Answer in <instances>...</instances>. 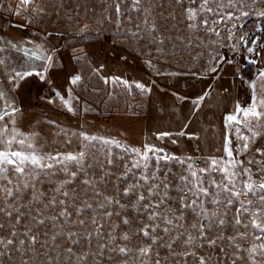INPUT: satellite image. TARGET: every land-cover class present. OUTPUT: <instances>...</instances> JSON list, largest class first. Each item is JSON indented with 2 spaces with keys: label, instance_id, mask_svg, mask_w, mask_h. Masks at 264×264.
Here are the masks:
<instances>
[{
  "label": "rangeland",
  "instance_id": "obj_1",
  "mask_svg": "<svg viewBox=\"0 0 264 264\" xmlns=\"http://www.w3.org/2000/svg\"><path fill=\"white\" fill-rule=\"evenodd\" d=\"M111 2L31 0L25 5L21 0H0V151L9 150L7 142L12 140V151H34L42 156L84 154L79 165L68 164V172L78 173L75 178L62 172L59 164L52 170H36L38 181L19 177L9 166L8 178L0 179V186L15 191L29 182L35 188L15 199L0 191V208L12 211L11 217L0 213V239L14 241L6 249L0 245V252H5L0 264H156L157 260L160 264H200L199 257H204L206 264H232L233 260L253 264L247 249L264 243V239L255 240L259 231L244 226L251 217L245 213L240 216V225H227L233 223L240 202L252 211L259 203L258 191H245L248 175L243 168L251 170L253 181H264V172L259 170L264 163H257L264 162V154L257 151L264 150V116L243 115L254 102L257 111L264 113V105L259 103L264 100V15H259L264 13V0H208L203 8L204 0H141L137 11L131 10L132 0H119L127 26L119 30L112 24L116 11ZM107 9L111 10V20L105 24L110 40H105L95 25ZM189 9L195 10V19H189ZM259 19L263 27L257 31ZM248 63L252 68L244 73ZM18 72L31 75L21 78ZM75 77L79 80L73 83ZM138 83L148 90L137 88ZM192 98H197L196 103ZM200 98L201 108L197 107ZM196 108L201 118L194 121ZM174 111L180 114L176 122ZM230 115L237 116L239 123L228 121ZM253 133H257L254 138ZM238 135L252 138L248 151H239L244 141ZM20 140L25 143L19 144ZM149 147L158 151H148ZM229 147L233 157L243 161L235 169L239 173L235 184L228 185L241 193L238 200L231 197L232 205L226 204L228 193L223 191V184L228 183L225 174L211 169V160L229 159ZM157 156L173 159L157 160ZM205 168L209 171L200 172ZM26 171L31 172V168ZM181 177L188 179L182 181ZM67 180L72 183L61 189L69 193L64 197L55 189ZM84 180L92 183L85 185ZM133 185H139L135 191L147 197L143 203H159L167 192L168 198L154 210L172 219L173 224L167 225L158 217L156 223L170 232L157 229L154 235L162 236L165 243L169 237H179L172 250L158 241L148 257L139 254L138 249L152 241L136 234V229L150 222L143 208H132L136 196L124 195ZM154 185H159L153 189L157 195L149 197L147 189ZM193 186L208 189L210 196L203 198L208 215L215 213L213 219L226 221L223 228L213 225V232L216 236H235L239 248L229 247L227 240H217L215 247H200L201 240L182 243L188 234L198 236L191 225L203 220L181 207V197H185L184 203L196 199L194 207L200 212L201 200L191 194L185 196L187 188ZM32 194L40 199L33 201ZM73 196L78 198L73 200ZM106 198L126 207L112 203L100 208ZM213 198L220 203H211ZM51 199L64 200L69 212H73V204H90L92 208L51 221L48 217L60 210L44 208ZM248 200L252 205H247ZM16 208L22 214L19 217ZM106 212L113 215L109 217ZM34 216L44 219L45 225L36 224ZM123 218L131 222L129 226L122 223ZM79 219L85 224L74 223ZM97 231L102 235L97 236ZM69 233H76L72 239H79L78 245L71 243ZM124 233L130 241L122 239ZM33 235L37 237L35 244L29 240ZM54 235L55 241L51 239ZM208 236L215 238L212 232ZM69 247L72 253L66 251ZM119 247L130 251L127 255L112 251ZM252 256L255 264H264L259 252Z\"/></svg>",
  "mask_w": 264,
  "mask_h": 264
},
{
  "label": "snow or ice",
  "instance_id": "obj_2",
  "mask_svg": "<svg viewBox=\"0 0 264 264\" xmlns=\"http://www.w3.org/2000/svg\"><path fill=\"white\" fill-rule=\"evenodd\" d=\"M21 2L25 5L29 4L31 2V0H21ZM141 0H132V11H137V6L140 5ZM208 4V0H204V4L202 5V8L205 7ZM116 11L119 14L120 12V7L119 4L116 5ZM207 11H212L211 8H208ZM248 13H242V15H247ZM195 10L193 9H189L188 10V16L189 19H195ZM259 15H264V13H259ZM231 18V17H229ZM147 23V22H146ZM215 23V21H214ZM204 24L207 25L208 21H204ZM154 27V25H153ZM211 31H214V29H209ZM2 51V50H0ZM249 51H251V49H249ZM50 59V57L48 58ZM212 71H215V69H212ZM27 75H31V73H24L23 76H27ZM17 76H20L21 78H23V76L21 75V73H17ZM118 79V78H117ZM77 80H79V77H75L73 80V83H75ZM125 84H127V81H124ZM136 87L139 88L142 91H147L148 89L145 88V86L143 84H136ZM2 95V94H0ZM259 103L261 105H264V100L259 101ZM243 115L245 117H253V118H257L259 119L260 117L264 116V113H261L259 111H257V104L254 102L251 107L246 108L243 110ZM0 119H2V117H0ZM228 121H236L237 123H239V120L237 119V116L235 115H230L227 117ZM162 135H167V133H164ZM257 135V133H253L252 134V138H254ZM238 139H242L244 141L242 147L239 149V151L241 152H246L249 150V141L250 138L249 136H239L237 137ZM92 139H95V137H93ZM107 143V141H105ZM8 146H9V150L6 151H0V179H7V174L9 172V166H11V171L15 174H17L19 177H24V176H29L32 179L35 180H39V174L37 173L36 170H40V171H44V170H52L55 168L56 164L62 165L61 171L64 172L65 174L75 178L77 176V172H68V164L71 162H74L75 164L79 165L81 163V161L84 158V154L81 152L77 155H73V154H67V155H63L61 156L60 154H57V156H42L37 154L36 152H24V151H12L11 149V144L13 143L12 140H9L8 142ZM25 143V141L20 140L19 144L23 145ZM229 144L231 143V141L228 142ZM133 151H137L139 152L138 149H134ZM148 151H158L156 149H153L151 147L148 148ZM258 152H261L262 154H264V150L262 149H257ZM227 156L229 157V159L227 161H217L215 159L211 160V169L215 170V171H219L225 174V179L228 181V183L223 184V191H225L226 193H228V196L226 197V204L227 205H232L233 204V200L231 199L232 196H235L238 200L239 196H240V192L238 191H233L232 188H230L228 185L229 184H235V177L239 174L235 171L236 167L238 165H242L243 161H237L234 157H233V151L232 149L229 147L227 148ZM145 160L148 159L147 153L144 154L143 157ZM157 160L160 159H164V160H169V159H173V157H169V156H164V157H160L157 156L156 157ZM47 161H53L54 163H47ZM257 163H264V162H257ZM134 166H139L134 165ZM30 167L31 168V172L26 171V168ZM145 168H147V164H145ZM261 172H264V167L259 169ZM209 171L208 168L205 169H201L200 172H207ZM243 172L245 174L248 175V181L245 182V191L248 193H256L257 191L260 193V195L258 196V205L256 206V210L252 211L249 209V207H247L245 205L244 202H240L239 207L236 208V213H235V217L233 220L232 224L227 225L228 227H234V226H238L242 223L240 216H242L243 214L247 213L251 219L249 220L248 224H245L244 226L247 228L249 226H251L253 229H256L259 231L260 235H255L254 239L255 240H261L264 239V219H260L261 216H264V181L261 182H256L252 180V175H251V170L248 168H243ZM55 174V173H52ZM191 175L196 177L197 173L195 171L191 172ZM143 180H148L147 176H142L141 177ZM182 181H187V177H181L180 178ZM9 184H11V180L8 181ZM72 181L71 180H67L64 181L63 184H61V187L55 189L56 192L61 193V195H63L64 197H68L69 193L68 191H61V189L64 187V185L67 184H71ZM83 184L85 185H90L92 182L90 180H84L82 181ZM212 183L215 185L216 188H221V184H216L215 181H212ZM139 185H133L131 187H129L128 189H126L124 191V195L129 196L131 198V196L135 195L136 196V203H134L132 205V208L136 211H139V209L143 208L145 210V212L147 213V220L150 222L148 224H144L142 227L136 229V234L138 235H142L143 237L149 238L152 243L149 244L148 246L145 247H141L138 249L139 254L141 256L144 257H148L152 251V245L157 244V242L159 241L165 248L172 250L173 244L179 240V237H169L168 242H164V238L162 236L159 235H154V233H156L157 229H160L163 233L168 234L170 232V229L168 227H163L161 228L160 224H157V218H162L164 220V222L167 225H172L173 224V220L167 218V216H162L161 212L159 211H155L154 209H158L160 208L161 204H163L165 202V198L167 197V192H165L164 197L160 198L159 203H143L144 201H146L147 197L144 195L143 192H136L135 189L138 188ZM159 185H154L153 187H149L147 189L148 195L149 197L152 196H156L157 193L153 190L154 188H158ZM165 188H168L169 185H164ZM34 189L35 188V184L29 183V182H25L23 184V187H17L15 189V191H13L12 188L8 187L7 185H2L0 186V191L3 192L4 195H6L7 197L10 198H17L18 196L24 194L28 189ZM195 188V190H194ZM188 194H191L193 196H195L197 199L201 200V204H200V212H196L195 209V205L197 204V200L194 199L191 201V203H184V199L185 197H181V207L183 209H190L193 214L201 216L203 218V220H207L208 224L206 225L203 220L198 223V224H192L191 227L193 229H195L198 232V236H192L191 234H188L186 240L182 241V243L184 244H193L195 243L197 240H201L203 241L200 244V247H203L205 244H207L208 246L211 247H215L217 246V240H227L229 241V247H232L233 245H235V247L239 248V245L235 244V240L236 237L235 236H229V237H225L223 235L220 236H216V233L213 232V225H216L217 227H221L223 228L224 226H226V221L224 219H219V220H215L213 219V217L216 215L215 213L212 214V216L208 215L207 209H205L203 207V198L204 197H209L210 193L208 191L207 188L204 187H188L187 191L185 193V196H187ZM97 195H99V193H97ZM78 197L73 196L72 199L76 200ZM40 197L36 194H32V200L36 201L39 200ZM170 199V198H169ZM112 203H116L119 207L124 208L126 207L125 205H120L119 201H113L111 198H106V202L104 204H100L99 207L100 208H106L107 205H110ZM211 203L213 204H219L220 201L218 199H211ZM253 201L252 200H248L247 201V205H252ZM58 207L60 210L57 212L56 215L48 217L49 220L51 221H58L60 218H64V219H68L70 216L73 215V212L80 214L83 213L86 209H91L92 205L90 204H85L84 207H76L75 204H73V212H69L67 207L65 206V201L64 200H59L57 201L56 199H51L49 200L46 204H44V208H49V207ZM9 208H11V205L8 206ZM17 216L19 217L20 215H22L20 213V209L16 208L15 209ZM38 211V215H40L39 210ZM0 213H4V215L11 217L12 216V211H9L5 208H0ZM105 215L107 216H112L113 213L111 212H106ZM226 215V213H225ZM32 220L35 221L36 224L38 225H45V220L44 219H38L37 217H32ZM19 219L17 220V223H19ZM74 223H78L79 225H84L85 224V220L84 219H79L78 221H74ZM92 224H97V221L95 218L92 219L91 221ZM122 223L126 226L130 225V221L127 218H123ZM140 223H143L142 221H140ZM54 226V225H53ZM99 228H102V225L98 226ZM0 228H3V225L0 224ZM212 232L213 237L215 238H210L208 236V233ZM13 236H16L17 233L13 232L12 233ZM25 235H27V233H25ZM58 235H64V233H58ZM68 238L70 239L71 243L74 245H78L79 244V239H72V237L76 236V233H69L67 234ZM92 235V233H88V236L90 237ZM97 236L102 235V233H100L99 231H97L96 233ZM241 237L244 236L243 233L239 234ZM53 241L56 240V235H54L51 238ZM122 239L125 241H130L131 237L127 234L124 233L122 236ZM29 240L32 244H35L37 242V237L35 235L30 236ZM90 242V241H89ZM14 243L13 240L9 239L7 241L0 239V245H3L5 247V249L8 247V245H12ZM21 244H23L24 242L21 241ZM107 245H102V248H106ZM223 251V249H221ZM66 251L68 253H72V248L69 247L66 249ZM112 251L116 252L118 251L119 253L125 254L127 255L128 252L130 251L129 249L125 248V247H119V248H113ZM248 252V259L253 260V264H255L254 258L252 256L253 253H257L259 252L260 255L262 257H264V243H261L259 245H253L250 249H247ZM5 252H0V257L4 256ZM100 255H103V253L101 252ZM174 255H180L183 256L185 255L184 253H174ZM188 255H195V253H188ZM79 259H86V257H80ZM111 259V257H110ZM200 261V264H206V261L204 259V257H199L198 258ZM156 264H160V261L157 260ZM232 264H236V260L232 261Z\"/></svg>",
  "mask_w": 264,
  "mask_h": 264
},
{
  "label": "flooded vegetation",
  "instance_id": "obj_3",
  "mask_svg": "<svg viewBox=\"0 0 264 264\" xmlns=\"http://www.w3.org/2000/svg\"><path fill=\"white\" fill-rule=\"evenodd\" d=\"M117 4H119V2L117 0H112L111 5L115 11H116V5ZM119 6H120V4H119ZM109 20H111V10L107 9L103 12L102 17L98 20V22H95V23H100L103 26ZM112 24H113L114 28L117 30H119L121 26H123V28L125 26L124 21L122 19V16L119 18L117 15V11H116V18L114 20H112ZM96 28H97L98 33L101 34V36H102L103 31L101 29V26H97Z\"/></svg>",
  "mask_w": 264,
  "mask_h": 264
},
{
  "label": "trees",
  "instance_id": "obj_4",
  "mask_svg": "<svg viewBox=\"0 0 264 264\" xmlns=\"http://www.w3.org/2000/svg\"><path fill=\"white\" fill-rule=\"evenodd\" d=\"M258 27H259V26H257V31H260V30L258 29ZM249 68L251 69V68H252V65L248 63V64L244 67V73H245V71H247V69H249ZM250 69H249V70H250ZM212 86H214V83H213ZM228 87H229V86H228ZM210 90H211V88L208 89V90H206L205 92L210 91ZM226 96H227V95H226ZM226 96H225L224 98H226ZM224 98H223V99H224ZM196 99H197V98H192L191 101L194 102V103H196ZM221 101H222V100H221ZM220 103H221V102H220ZM202 106H203V100H202V98H200V103L197 105V107L201 108ZM179 115H180V114H179L178 112L174 111V117H173L174 121H175V120H177V121L180 120ZM193 115H195L194 118H193L194 121H195L196 119L199 120V119L201 118V114H200V111H199L198 108H196V110H195V112H194ZM4 116H5V114L3 115V118H4ZM79 117H81V115H79ZM178 117H179V119H178ZM183 118H185V115L182 116V119H183ZM175 122H176V121H175ZM184 126H186V125L184 124L182 127H184ZM182 127H181V128H182Z\"/></svg>",
  "mask_w": 264,
  "mask_h": 264
},
{
  "label": "water",
  "instance_id": "obj_5",
  "mask_svg": "<svg viewBox=\"0 0 264 264\" xmlns=\"http://www.w3.org/2000/svg\"><path fill=\"white\" fill-rule=\"evenodd\" d=\"M117 1L119 2V0H117ZM117 15H118L119 18L121 17V8H120L119 14L117 13ZM95 25L96 26H101V28H102V30L104 32L103 36H104L105 40H110L111 39L110 31H109V29H108V27L106 25L102 26L100 23H95ZM258 26H259L258 29L262 30L263 26L261 25V19L258 20ZM124 28L127 29V26L125 25ZM126 35L127 36L129 35V30H127Z\"/></svg>",
  "mask_w": 264,
  "mask_h": 264
}]
</instances>
